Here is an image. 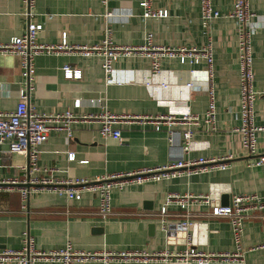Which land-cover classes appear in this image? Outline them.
Segmentation results:
<instances>
[{
    "label": "crops",
    "instance_id": "crops-1",
    "mask_svg": "<svg viewBox=\"0 0 264 264\" xmlns=\"http://www.w3.org/2000/svg\"><path fill=\"white\" fill-rule=\"evenodd\" d=\"M142 0H35L28 8L22 0H0V41L23 35L29 22L43 24L38 41L58 44L66 34L76 45L100 43L111 29L114 43L138 46L152 34L156 47L201 48L212 42L214 63L211 82L217 116L216 128L205 122L210 97L206 92L208 66L182 62L178 57L160 59L159 74L152 70L153 59L141 54L121 56L116 62L120 72L136 78L134 82L107 84L100 56H85L79 52L42 53L34 60L35 73L29 83V102L37 110L55 113L72 110L75 114H96L103 109L130 116L116 124L123 142L100 134L96 120L74 124L72 138L51 132L40 147L39 165L51 169L43 176L67 181L77 177L96 178L152 168L187 157L224 156L233 159L225 169L201 173H184L170 179L130 183L112 191L113 215L98 214L100 198L95 192H84L80 199H69L48 185L22 183L11 190L3 180H28L37 176L29 167L26 155L11 153L0 145V250L21 249L25 233L34 238L37 249L50 250L71 242L77 250L136 252L131 259H118L109 264H169L174 257L164 259L163 251L177 253L189 245L205 252H234L238 249L231 221L215 215L212 206L197 198L212 194L222 205L231 203L235 194H264V164L251 165L264 155V131L258 134L259 153L249 155L242 147L239 127L240 70L237 59L235 20L226 14L234 0H213V6L223 14L208 26L202 20L201 0H153L155 9L167 10V16L144 18ZM250 8L264 11V0H250ZM113 12L112 16H107ZM257 31L252 38L255 88L264 90V17L257 19ZM80 69V78H69L63 67ZM191 81L194 88L187 89ZM27 84L22 74V58L16 54L0 55V111H13L19 102V88ZM77 101L79 104L77 105ZM189 110L198 114L201 123L195 127V149L183 154L179 143L168 139V121L158 117L173 114L172 128L184 131L181 120ZM256 121L264 125V98L255 102ZM185 122V123H184ZM73 153L74 158L69 154ZM3 183V184H2ZM31 190L26 200L21 187ZM171 194L193 195L188 210L176 202L166 205ZM166 205L168 220L179 223L190 219L188 230L164 231L158 213ZM186 213L189 214L185 215ZM154 224L155 226L153 227ZM264 210L251 212L245 218L240 248L243 261L214 259L210 264H264ZM144 256H149L144 260ZM170 260V261H169ZM7 264H19L10 262ZM35 264H60L38 260ZM76 264H104L100 259ZM178 264V263H177Z\"/></svg>",
    "mask_w": 264,
    "mask_h": 264
},
{
    "label": "built area",
    "instance_id": "built-area-1",
    "mask_svg": "<svg viewBox=\"0 0 264 264\" xmlns=\"http://www.w3.org/2000/svg\"><path fill=\"white\" fill-rule=\"evenodd\" d=\"M107 4L108 0H101ZM27 6V14L31 16L30 8L35 0H22ZM153 0H142L141 6L144 9L143 17H161L167 16L168 12L164 9H155ZM202 20L205 26H208L214 19L223 14L213 6V0H201ZM113 12H108L107 16H112ZM235 20L238 26L237 31V59L240 70V120L237 131L242 136V147L249 155L259 153L258 134L264 131V125L256 121L255 102L258 97L264 98V90L259 91L255 88V73L253 60L252 38L257 31V19L264 17V11L258 13L250 8V0H234L232 9L226 14ZM43 24L38 22H29L27 30L23 35L15 36L8 41H0V55L16 54L22 58V74L27 79V84L19 88V102L17 108L13 111H0V145H7L8 151L26 155L29 159L30 170L37 176H30L28 180L11 178L9 180H0L8 185L6 188L11 190L15 185L22 183L26 185H48L50 189L65 194L69 199H80L84 192L90 191L98 194L100 205L98 214L102 217L113 215L112 191L115 188L122 189L130 183H143L148 181H157L170 179L180 176L184 173H201L213 169H225L230 165L233 155L224 156H200L197 158L187 157V159H178L167 164L152 168H141L125 173L111 174L96 178L77 177L67 181L55 180L50 176H43L44 172L51 169L41 168L39 165L40 147L48 140L51 132L63 133L72 138L74 134V124L79 121L96 120L100 123V134L105 138H113L118 142H123L121 129L116 126L119 120L129 119L130 116L115 114L108 109H103L99 113L75 114L68 109L61 112L46 113L41 112L29 102V83L35 73L34 60L37 55L42 53L58 52H79L85 56L96 55L102 58V66L105 73L107 84L134 82L136 78H131L121 73L116 62L121 56L131 54H141L153 59L152 70L159 74L160 59L164 56L178 57L182 62L200 63L204 61L208 66L209 80L206 86V92L210 97L209 107L205 113V122L216 128V102L214 90L212 87L211 76L214 63V51L212 42L209 41L201 48H166L156 47L153 44L152 34L147 36V42L138 46H121L113 42L111 29H106V35L98 44L76 45L71 44L66 34L62 35V41L58 44H42L38 41L39 32ZM65 75L69 78H80L82 71L72 68L69 65L63 67ZM187 89L194 88L191 81L185 83ZM79 101H77V105ZM168 121V139L171 144L179 143L183 154H189L195 149L193 139L195 127L201 123L198 114H193L189 110L182 113L181 120L188 124L184 131H178L172 128L176 116L170 114L158 117V121ZM184 122V123H185ZM69 157L74 158L70 153ZM264 164V155H260L251 162V165ZM2 183V184H3ZM24 200L31 193L30 188L24 186L20 189ZM193 195L180 196L171 194L167 198L166 205L176 202L182 209L188 210L190 199ZM201 198L207 204L212 206V212L215 215L227 217L231 221L233 236L238 249L234 252H205L194 246L193 237L188 230L194 226L190 219H184L179 223H173L168 220L167 206L164 205L158 216L160 218V227L164 231L185 230L188 236L189 245L175 254L163 251L159 255L164 259L174 257L175 261L169 264H210L214 259H224L237 261L244 260L243 252L240 248L241 238L244 230V221L251 212L264 210V194L244 193L235 194L228 205H222L216 202L212 194L201 195ZM185 215H188L186 213ZM264 249V244L259 246ZM136 252H115L103 251L93 252L86 250H77L71 242L64 247L50 250L37 249L34 244V238L25 233L24 245L21 249L5 248L0 250V264L18 262L19 264H35L38 260L49 262H59L60 264L85 263L90 260L100 259L104 264L118 259H131L137 257ZM149 256H144L148 260ZM170 261V260H169Z\"/></svg>",
    "mask_w": 264,
    "mask_h": 264
},
{
    "label": "water",
    "instance_id": "water-1",
    "mask_svg": "<svg viewBox=\"0 0 264 264\" xmlns=\"http://www.w3.org/2000/svg\"><path fill=\"white\" fill-rule=\"evenodd\" d=\"M153 225V227L155 226L154 224H152Z\"/></svg>",
    "mask_w": 264,
    "mask_h": 264
}]
</instances>
